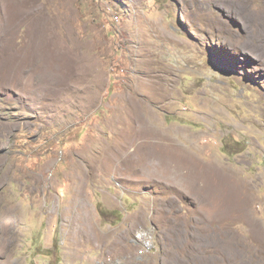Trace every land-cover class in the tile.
I'll return each mask as SVG.
<instances>
[{
	"label": "rangeland",
	"instance_id": "374dc122",
	"mask_svg": "<svg viewBox=\"0 0 264 264\" xmlns=\"http://www.w3.org/2000/svg\"><path fill=\"white\" fill-rule=\"evenodd\" d=\"M0 264H264V0H0Z\"/></svg>",
	"mask_w": 264,
	"mask_h": 264
},
{
	"label": "crops",
	"instance_id": "0c3cea01",
	"mask_svg": "<svg viewBox=\"0 0 264 264\" xmlns=\"http://www.w3.org/2000/svg\"><path fill=\"white\" fill-rule=\"evenodd\" d=\"M171 136L173 137V138L171 137L172 141H174L176 144V147H177L175 149L176 151H171V150L167 151L166 147H164L165 143L158 146L159 151L163 150L162 155H159L160 159L155 160V162H153L152 159H147L146 163L142 165V167H144L145 169H142V167L140 166L139 171L143 170L144 171L143 175L147 176V177L141 176L140 180H147V181L156 180V181L162 182L167 185L169 184L168 183L169 180L172 179L170 185L174 184L177 188L181 190L182 185H184L182 184V182L185 179H188L189 187L192 190H195L196 188L199 187L198 184L200 183V180L202 178V183L200 185V188H202L201 190L204 189V185L209 186L208 190L210 189L216 190L215 184L212 185V182L214 183V179L216 176L220 178L219 177L220 173H217V171L215 170L214 178H211L214 175H209L210 174L209 169L212 168V166L214 165V162L209 161L208 167L200 169L199 168L200 162L198 163V161H200V158L197 157V155L195 154V151H191L188 148V146H186V150H185L184 141L180 137H178V135H171ZM146 152L153 153V150H149V151L146 150ZM190 153H193L194 156L191 155ZM136 162L137 163L141 162V160L140 161L137 160ZM146 164H150V165H146ZM153 164L156 165V167L158 168L157 170L155 169V167L152 166ZM151 175H154V176H151ZM205 177H208V179H206ZM209 180H212V181H209ZM173 181H176V183ZM194 196H195L196 201L198 202L197 194H194ZM203 196L205 197L204 192H203ZM213 196H214L213 193L209 192L208 198H206V201H209L208 199L212 198Z\"/></svg>",
	"mask_w": 264,
	"mask_h": 264
},
{
	"label": "built area",
	"instance_id": "2783aa9c",
	"mask_svg": "<svg viewBox=\"0 0 264 264\" xmlns=\"http://www.w3.org/2000/svg\"><path fill=\"white\" fill-rule=\"evenodd\" d=\"M135 236L141 253L150 252L154 248V236L150 229L141 228Z\"/></svg>",
	"mask_w": 264,
	"mask_h": 264
},
{
	"label": "trees",
	"instance_id": "16d2710c",
	"mask_svg": "<svg viewBox=\"0 0 264 264\" xmlns=\"http://www.w3.org/2000/svg\"><path fill=\"white\" fill-rule=\"evenodd\" d=\"M97 210H98V213L100 214V216H102L103 218H107L110 214H113L112 212H110V211H107V210H105V209H102L101 207H100V205L98 204L97 205Z\"/></svg>",
	"mask_w": 264,
	"mask_h": 264
}]
</instances>
